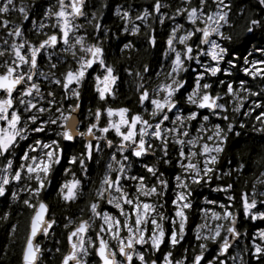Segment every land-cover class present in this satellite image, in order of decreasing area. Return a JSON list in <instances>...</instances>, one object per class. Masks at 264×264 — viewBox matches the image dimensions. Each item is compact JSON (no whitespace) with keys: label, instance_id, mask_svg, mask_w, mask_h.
<instances>
[{"label":"clouds","instance_id":"1","mask_svg":"<svg viewBox=\"0 0 264 264\" xmlns=\"http://www.w3.org/2000/svg\"><path fill=\"white\" fill-rule=\"evenodd\" d=\"M155 3L160 11L150 8ZM76 7L72 0H0V75L19 85L14 96L0 95L18 117L10 153L0 152V187L8 191L0 200V264H26L29 239L34 264H63L73 243L76 264H103L94 256L101 241L113 264H129L127 255L137 264H197V256H210L203 264H264V229L249 239L240 219L245 194L264 205V117L257 119L264 83L250 82L251 74L240 79L264 57V0H77ZM61 9L70 24L66 42ZM253 20L259 23L250 35ZM40 41H47L43 49ZM95 48L102 54L93 55ZM69 71L76 78L65 88ZM212 157L216 163L208 164ZM41 161L49 163L47 175L27 171ZM113 175L121 183L109 188ZM41 204L46 218L33 236ZM136 204L145 217L139 225L129 216ZM243 216L262 220L264 209ZM117 220L127 227L117 228ZM81 224L86 233L77 231Z\"/></svg>","mask_w":264,"mask_h":264},{"label":"snow or ice","instance_id":"2","mask_svg":"<svg viewBox=\"0 0 264 264\" xmlns=\"http://www.w3.org/2000/svg\"><path fill=\"white\" fill-rule=\"evenodd\" d=\"M76 4H77V0H72V7H73V12L74 13H78L80 11V9L78 7H76ZM224 4H227V0H224ZM151 7H154L157 11L161 10L160 7H159V3H155L154 5H151L150 8ZM37 8H39V5H37ZM219 11L220 10L217 11L218 15H219ZM195 12H196V9H192V14H194ZM56 15L58 17H65V19L63 20V22L60 25V31L63 34V36L65 38V42H66V39H67V36H68L67 29L70 27V24H69V22H68V20L66 18V13L61 9L60 11L57 12ZM125 15H127V13H125ZM219 18L221 20L224 19V17L222 15H219ZM30 20L31 19L29 17V22H30ZM4 23L7 25V21H4ZM209 23H212L211 16H209ZM257 23H259L258 20H253L252 21L253 28L250 30V35L256 31L255 25ZM19 33H20V29H17V32H16L17 37L19 36ZM205 35H208L207 31L205 32ZM48 39L51 40L52 45L59 47V44H60L59 35L52 34ZM171 42L172 41L169 40V44H171ZM46 43H47V41H40V48L43 49V47L46 46ZM153 43H155V41H153ZM257 47H260V45H257ZM90 51H92L93 55H95V53H97V52H100L101 54L103 52V50L99 49V48H95V49L90 50ZM187 51L189 53H191L192 49L189 48ZM17 55L20 58H23V55L19 51V49H17ZM39 59H42V52H40L36 56H34L33 64L37 63ZM89 64L90 65L92 64L91 60L89 61ZM8 72L9 73H14V69L9 68ZM110 72H111V70L109 69V73ZM244 73H245L244 76L240 77V79L249 80V74H251L250 82L259 80L261 83H264V57H259L257 61H254L252 63V67L251 68H249L248 66H245ZM79 74L81 76L84 75L83 71H81ZM75 78H76L75 74L73 72L69 71L67 73L66 77H65V88H67L68 85L71 84L75 80ZM107 79L108 78L105 77V80H107ZM17 87H19V85L17 84V81L15 79H10L7 75H0V95H4L5 90H7V92H8L10 97L14 96L15 95L14 89L17 88ZM226 87L229 89V91H231V86L226 85ZM105 90L106 89H101V98H103ZM168 91H169V93H171V89H169ZM141 99H144V97H141ZM204 99H205V101H207L209 99V97L206 96V97H204ZM153 103H155V101H153ZM9 106L10 107L12 106L11 105V100H9ZM201 107H204V105H201ZM261 117H264V108H262L260 110V113H259V116L257 117V119H260ZM17 118L18 117H14L13 116V113L11 111H9L7 108L3 107V102H0V152H3L5 154V157H7V155L10 153L11 146L13 145L15 139H17V137L15 136V133L12 132V131H9V128H14L15 127L14 121ZM4 124H7L8 127L7 128L3 127ZM33 127H35V125H33ZM36 135H43V130L37 128ZM65 138H66V140H70L71 139V137L67 136V135H66ZM125 139H127L126 136H125ZM221 143H224V141L221 140ZM45 147H47V145H45ZM217 150L218 151H222L223 149L218 147ZM33 151H36V149L34 148ZM208 151H209L208 146L205 145L204 146V152H208ZM51 155H52V153L49 152V156H51ZM135 155L136 156H140L141 153L138 151V152L135 153ZM183 155H184V153H181V156H183ZM26 158H27V156L25 155V159ZM207 163L208 164L216 163L215 158L214 157L210 158L207 161ZM41 165L43 167H41ZM187 167H192V165L188 164ZM48 170H49V163L45 162V161H41L40 164H37L35 169H33L31 167H29L27 169L28 172L43 171L46 175L48 173ZM149 171H151V169H149ZM209 171H212V169L211 168L205 169V172H209ZM20 177H21V173L17 172L15 177H14V179L19 181ZM113 182H115L117 185L119 183H121V181L117 180L116 176L113 175L112 177L108 178V186H109V188L112 187ZM7 183H8V180L5 179L4 184L7 185ZM195 183L201 184V183H203V180L199 176H196L195 177ZM72 187H75V185H72ZM42 188H43V181H39V184H38V187H37V192L40 189H42ZM7 195H8V191H6L4 187H0V200L6 199ZM180 199L182 201L183 197H180ZM125 200L127 201L126 197H125ZM25 203L28 204L29 206H31L28 201H25ZM241 203H242V207H243V210H244L242 212L243 215L249 214L251 212H255V211L259 210L258 209V205L254 201L250 202L248 200L246 194L241 198ZM130 204H131L130 201L127 202L125 204V207H129ZM93 207H95V205H93ZM149 207L150 206H149L148 203H143L144 213H147ZM188 207H189V205L186 204V203L183 205L184 209H186ZM140 208H141V205L140 204H136L134 207L131 208V210L129 212L130 218L134 217L135 218V222H136L137 225L140 224V221H141L142 218H145L141 214ZM122 211H123V209H121V212ZM46 213H47L46 206L44 204H41L39 206V209L37 210L36 215L33 217V222H32L33 223V236H36V229L38 227L37 221L44 220L46 218ZM175 215L178 218H183L185 223L187 222L188 218H187V216H186V214H185L183 209L178 208L176 213H175ZM225 215L226 216H231L230 209L225 211ZM250 218L251 219H256L255 216H250ZM261 219L264 220V217H261ZM153 223H155V221H153ZM122 224H123L124 227H127V224L125 222H122L120 220L116 221L117 228H120ZM108 228H109V231L111 232L112 225L109 224ZM183 228H184V225L181 224L180 225L181 231H183ZM77 231H79L81 233H86V228H85V226L83 224H81L80 228L77 229ZM232 231H235V229H232ZM112 235H117V233H112ZM216 235H219V233H216ZM75 236H76V232H72L68 236L69 242H72ZM160 236H161V239H155V237L153 239V247H155L157 249L160 248V245H161L162 241L165 238L164 237V233H160ZM171 240H172L173 245H175L176 244V238H175V233L174 232L172 233ZM82 244H83V241H81V245ZM120 244H121L120 255L124 256L125 255V248H124L123 240L120 241ZM127 247L128 248L132 247L131 241L128 242ZM72 249L73 250L71 252H69L68 254H66L63 257V264H76V262L78 260V257L76 256V252H75L76 245L74 243L72 244ZM83 251H84V248L81 247V252H83ZM224 251L225 252L229 251L227 246H225ZM257 253H260V249H257ZM36 254H37V250L34 248L32 240L29 239L27 247L25 249V254H24V259H25L26 264H34ZM94 256L98 257L99 260L103 262V264H113L112 259L107 255L106 249L103 246V241L100 242V246H97L95 248ZM126 258L129 261V264H137V260L133 256L127 255ZM139 259L143 260L144 258L140 257ZM204 259L205 258H202V257H199V256L195 257V260H196L197 264H203V260ZM168 264H171V260H168Z\"/></svg>","mask_w":264,"mask_h":264},{"label":"trees","instance_id":"3","mask_svg":"<svg viewBox=\"0 0 264 264\" xmlns=\"http://www.w3.org/2000/svg\"><path fill=\"white\" fill-rule=\"evenodd\" d=\"M30 19H31V17H30ZM26 27H27V24H26ZM252 39L255 40L256 37L253 36ZM258 209H264V205H258ZM240 219L244 224L248 225V227H249V239H252V233L253 232L259 231L260 229H264V220L258 219L256 221H252L250 218L248 220H244V216H243L242 211L240 213ZM213 252H214V249H213ZM209 258H210V256H206L205 260H207Z\"/></svg>","mask_w":264,"mask_h":264},{"label":"water","instance_id":"4","mask_svg":"<svg viewBox=\"0 0 264 264\" xmlns=\"http://www.w3.org/2000/svg\"><path fill=\"white\" fill-rule=\"evenodd\" d=\"M229 251H231V250H229ZM206 258V257H205Z\"/></svg>","mask_w":264,"mask_h":264}]
</instances>
